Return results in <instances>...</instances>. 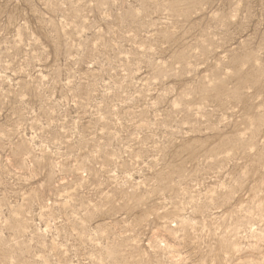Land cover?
Listing matches in <instances>:
<instances>
[{"label": "rangeland", "instance_id": "374dc122", "mask_svg": "<svg viewBox=\"0 0 264 264\" xmlns=\"http://www.w3.org/2000/svg\"><path fill=\"white\" fill-rule=\"evenodd\" d=\"M0 264H264V0H0Z\"/></svg>", "mask_w": 264, "mask_h": 264}]
</instances>
